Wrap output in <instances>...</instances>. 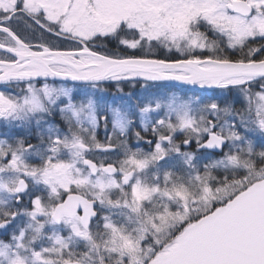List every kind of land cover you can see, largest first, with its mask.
<instances>
[{
  "label": "snow or ice",
  "instance_id": "6c2138e0",
  "mask_svg": "<svg viewBox=\"0 0 264 264\" xmlns=\"http://www.w3.org/2000/svg\"><path fill=\"white\" fill-rule=\"evenodd\" d=\"M0 121V264H264V0H0Z\"/></svg>",
  "mask_w": 264,
  "mask_h": 264
},
{
  "label": "rangeland",
  "instance_id": "374dc122",
  "mask_svg": "<svg viewBox=\"0 0 264 264\" xmlns=\"http://www.w3.org/2000/svg\"><path fill=\"white\" fill-rule=\"evenodd\" d=\"M157 51H159V50H157ZM67 86H69V87H78V86L68 85V84H67ZM193 87L194 86H178L176 88L170 89V91H176L177 93H179L181 89H191ZM125 91L126 92H131L133 94V96L136 97L137 99L143 100L145 98L142 95V89L140 88V86H136L135 88H133L131 86H126L125 87ZM111 92L113 94H115V89H111ZM5 131H7V126H6L5 122L0 121V139H7V137L3 135V133ZM107 135H111V131L109 130L107 132V134H106L104 129H103V126H101V128L97 132L98 140L103 143L106 140V136ZM114 158H115V156H113V159ZM120 158H123V157L121 156ZM24 202L27 203V200H25Z\"/></svg>",
  "mask_w": 264,
  "mask_h": 264
},
{
  "label": "water",
  "instance_id": "95a60500",
  "mask_svg": "<svg viewBox=\"0 0 264 264\" xmlns=\"http://www.w3.org/2000/svg\"><path fill=\"white\" fill-rule=\"evenodd\" d=\"M67 83H70V84H76V85H83V82H67ZM166 83H172V84H177V85H182V86H191V85H183V84H180V82H166Z\"/></svg>",
  "mask_w": 264,
  "mask_h": 264
},
{
  "label": "flooded vegetation",
  "instance_id": "af4514ba",
  "mask_svg": "<svg viewBox=\"0 0 264 264\" xmlns=\"http://www.w3.org/2000/svg\"><path fill=\"white\" fill-rule=\"evenodd\" d=\"M193 88H194V87H193ZM13 131H14V132H19L18 129H13ZM31 143L36 144V143H38V141H37V139H36L35 137H33V138L31 139ZM97 155H100V154L97 153ZM30 162H36V163H38V161H33V160H30ZM26 200H27V199H26Z\"/></svg>",
  "mask_w": 264,
  "mask_h": 264
},
{
  "label": "trees",
  "instance_id": "16d2710c",
  "mask_svg": "<svg viewBox=\"0 0 264 264\" xmlns=\"http://www.w3.org/2000/svg\"><path fill=\"white\" fill-rule=\"evenodd\" d=\"M159 51H160V50H159ZM159 51H158V52H159ZM161 54H162V53H161Z\"/></svg>",
  "mask_w": 264,
  "mask_h": 264
}]
</instances>
